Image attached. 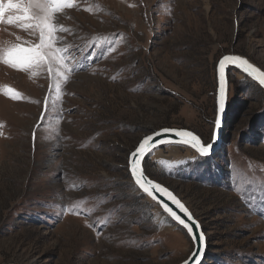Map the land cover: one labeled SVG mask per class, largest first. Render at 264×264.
<instances>
[{"label": "rangeland", "instance_id": "374dc122", "mask_svg": "<svg viewBox=\"0 0 264 264\" xmlns=\"http://www.w3.org/2000/svg\"><path fill=\"white\" fill-rule=\"evenodd\" d=\"M62 3L52 21L66 68L7 63L39 32L9 24L15 10L0 17V264H178L193 242L136 190L128 156L163 127L213 142L220 58L264 71V0ZM241 73L229 72L215 154L186 159L178 145V165L145 161L202 223V264H264V91Z\"/></svg>", "mask_w": 264, "mask_h": 264}, {"label": "snow or ice", "instance_id": "6c2138e0", "mask_svg": "<svg viewBox=\"0 0 264 264\" xmlns=\"http://www.w3.org/2000/svg\"><path fill=\"white\" fill-rule=\"evenodd\" d=\"M62 0H46V2H38L34 5H25L22 3V0H0V17H3L6 13H11L15 10L18 15H8V23L12 24L15 21L26 22V21H35L34 24L24 23V27H31L34 30H38L39 32V42L34 46L26 49L29 55L23 60H14L11 58V53H9V58L6 60L7 63H10L13 67H23L28 69L29 67H39L40 65L47 64L49 66V71L52 70L53 64H59L61 67H67L63 64V57L60 55L64 49L56 47V26L52 21V13L59 11L61 7H63ZM30 7L38 9L39 12L35 15L30 14ZM237 64L244 68V71L257 74V79L261 84H264V72H260L257 68L253 67L247 59L241 57H231L226 56L223 57L218 63V110H217V118L215 120L216 129L218 130L222 124L221 115L225 108V100H226V84H225V72H226V63ZM35 74V73H33ZM58 75H63L62 72L57 69ZM165 132L173 131V130H164ZM176 135L182 138L179 142L190 145L193 149H195L200 155H208L211 152L213 144L209 143L204 145L200 138L189 131H176ZM155 139V137L146 138L144 142H142L135 153H132L130 156V172L133 176L135 184L139 189L142 190L143 193L153 196L154 192L165 193L174 204H176L182 211L187 213V209L185 206L177 199L175 195L167 188L161 187L159 183H153L151 179H145L143 172L141 171L140 165L141 160L137 159V157H142L145 144L148 143L149 140ZM215 139V137H214ZM171 142V141H167ZM165 209H167V205H164ZM170 211V210H169ZM175 220H177L180 224L188 227L189 231H191V227L186 224L184 219H181L180 216H177L175 213H171ZM189 219L190 214H188ZM204 236L200 234L199 242L203 244ZM199 264V261L196 262Z\"/></svg>", "mask_w": 264, "mask_h": 264}, {"label": "water", "instance_id": "95a60500", "mask_svg": "<svg viewBox=\"0 0 264 264\" xmlns=\"http://www.w3.org/2000/svg\"><path fill=\"white\" fill-rule=\"evenodd\" d=\"M226 56H231V57H241L244 58L240 55L234 54V53H228L223 55L220 60L223 57ZM246 59V58H244ZM219 60V61H220ZM247 61L255 68H257L260 72H264L263 70H261L260 68H258L257 66H255L252 62H250L248 59ZM219 63V62H218ZM226 63V72H225V84H226V100H225V108L224 111L221 115V119H222V124L221 125H225V119H226V115H227V106H228V93H229V72L232 68H235L239 71H241L246 77H248L249 79H251L252 81H254L257 85H259L262 90L264 91V84H261L260 81L257 79V74L256 73H252L251 71L246 72L244 71V68L239 66V63L237 62V64H230L229 62H225ZM217 108H218V64H217ZM164 130H173V131H168L165 132ZM189 131L192 132L193 134H195L196 136H198L201 140V142L204 145H207L206 143H204V140L202 139V137H200L197 133H195L194 131L187 129V128H178V127H163L160 128L158 130L152 131L151 133L145 135L144 137H142L140 139V141L135 145V147L133 148V150L130 152L129 156H128V171L129 174L131 176V179L135 185L136 190H138L139 192L143 193L141 189L138 188V186L135 184L133 176L130 172V156L132 153H135L138 146L145 141L146 138L149 137H155V139L149 140L147 144H145V148H144V152L142 157H137V159L141 160V171L144 174L145 179H151L153 181V183H159L161 185V187L167 188L169 191H171L173 193V195H175L177 197L178 200H180V202L185 206V208L187 209V213H185L184 211H182L176 204H174L172 202V200L165 194V193H161V192H154L153 196H149L145 193L146 196L152 198L165 212L166 214L176 222L177 226L182 227L185 232L187 233V235L190 237V239L193 242V250L191 252V254L182 262L178 263V264H196L197 261H199V264H202V262L206 259L207 256V252H208V236L206 234V231L202 225V223L200 222V220L196 217V215L194 214V212L192 211V209L188 206V204L168 185H166L165 183L161 182L160 180L150 176L147 171H146V167H145V161L147 156L150 154L151 150H153L154 148L158 147V146H165V145H170V144H177V145H182L185 147H190L193 151H195L197 154H199L195 149H193L190 145H186L183 143H180L179 141L182 139L180 137H178L176 135V131ZM216 127L214 130V135H213V139L215 137L216 134ZM167 141H171L170 143ZM214 141V140H213ZM200 155V154H199ZM204 156V155H202ZM164 205H167V209H165ZM170 210V211H169ZM171 213H175L177 216H180L181 219H184L186 224H188L191 227V231H189L188 227H185V225L180 224L177 220L174 219V217L171 215ZM188 214H190V219ZM200 234H203L204 236V241L203 244H201L199 242V236ZM6 264H20V263H15V262H9Z\"/></svg>", "mask_w": 264, "mask_h": 264}, {"label": "bare ground", "instance_id": "6f19581e", "mask_svg": "<svg viewBox=\"0 0 264 264\" xmlns=\"http://www.w3.org/2000/svg\"><path fill=\"white\" fill-rule=\"evenodd\" d=\"M240 75L244 77V74L241 73ZM224 126H225L224 124L221 125L220 128L216 131L215 139L211 143V144H213V147H212L210 153L214 152V154H215L217 152V150L221 147L220 145L223 142V136L222 135L224 132ZM166 149L170 152V154H166L164 152V150H162V148H160V146L151 150L150 153H152V152L154 153L152 156L153 160L156 162L159 161L161 164H165L166 166H172V165L180 164L181 162L176 161V159H174L173 157L180 154L181 148L177 144H170L168 147H166ZM185 150H186V154L184 155V157L186 159L190 158V152H192V149L190 147H188V148H185Z\"/></svg>", "mask_w": 264, "mask_h": 264}, {"label": "trees", "instance_id": "16d2710c", "mask_svg": "<svg viewBox=\"0 0 264 264\" xmlns=\"http://www.w3.org/2000/svg\"><path fill=\"white\" fill-rule=\"evenodd\" d=\"M147 173H148V171H147ZM149 174V173H148ZM151 176V175H150ZM183 229V228H182ZM183 231L185 232V230L183 229Z\"/></svg>", "mask_w": 264, "mask_h": 264}, {"label": "flooded vegetation", "instance_id": "af4514ba", "mask_svg": "<svg viewBox=\"0 0 264 264\" xmlns=\"http://www.w3.org/2000/svg\"><path fill=\"white\" fill-rule=\"evenodd\" d=\"M146 167V166H145ZM146 171H147V169H146Z\"/></svg>", "mask_w": 264, "mask_h": 264}]
</instances>
